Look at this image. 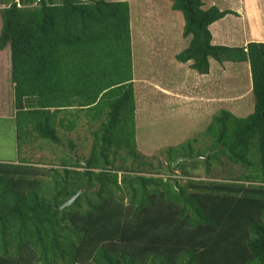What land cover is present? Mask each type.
<instances>
[{"label": "trees", "instance_id": "trees-1", "mask_svg": "<svg viewBox=\"0 0 264 264\" xmlns=\"http://www.w3.org/2000/svg\"><path fill=\"white\" fill-rule=\"evenodd\" d=\"M170 1L190 38L177 60L200 75L210 74L211 59L249 63L256 105L245 118L222 110L202 137L208 146L194 148L196 138L168 148L158 164L136 147L128 2L10 0L1 10L20 150L37 140L62 147L67 111L72 119L87 112L99 127L88 157L59 149L50 168L0 162V264H264V43L214 45L211 26L239 14ZM223 158L244 172L233 181L194 179Z\"/></svg>", "mask_w": 264, "mask_h": 264}, {"label": "rangeland", "instance_id": "rangeland-1", "mask_svg": "<svg viewBox=\"0 0 264 264\" xmlns=\"http://www.w3.org/2000/svg\"><path fill=\"white\" fill-rule=\"evenodd\" d=\"M9 1L0 0V33L2 29L1 10L8 7ZM104 1H124L131 6L132 43L137 79L135 86L138 94V101L136 99V147L140 154L148 157V160L157 164L161 161L165 162L163 151L186 145L187 142L196 138L201 139L213 122L214 116L222 110H228L240 118L254 113L256 100L249 63L220 64L214 60L212 65L210 62L212 66L210 74L202 76L213 80L214 87L212 88L201 87L205 84L202 80L204 81L206 77L202 78L199 73L188 67L190 65L178 64L180 62L176 56L174 58V55L183 52L188 47L190 38L186 39L182 35L185 27L184 16L181 12L172 9L173 3L170 0ZM211 2L222 10L237 11L248 28L246 40L251 38L252 30V39H255L252 42L264 43V0H211ZM205 3L207 7L211 5L209 0ZM226 20L230 28L229 34L225 36L228 37L226 45L228 46L229 43L231 47H242L245 42L242 24L237 22L234 15L227 16ZM158 47L163 50L157 63ZM173 59L177 65L173 63ZM148 80L167 82L171 90L184 93L186 99L183 101L165 96L157 99L152 94L151 85L146 83ZM15 113V95L11 81V53L7 48L4 51L0 50V162L21 163L23 158L31 160L39 167L50 168L48 164L51 158L55 157L53 155L55 150L57 156L60 154V157L63 156L60 150L64 149L78 158L90 155L95 140L93 133L99 127V123L98 121L91 122L87 112L80 111L79 119H72L70 116L73 111H67L68 120L65 130L59 128L60 137L63 139V146H60V150L42 145L41 140L20 150L22 147L20 148L17 141ZM97 113L95 111L94 115ZM82 115L84 117L81 119ZM71 123L74 129L69 131L68 127ZM70 141L75 146L73 151L68 146ZM209 141V138L205 137L193 146L197 149H204L210 144ZM123 149L126 153L129 148L124 146ZM124 152L120 154L123 155ZM242 172L244 169L241 166L233 165L223 158L222 163H214L209 175H205L202 169L199 173L193 174V177L198 179L196 176H200L202 180L233 181ZM175 173L181 175L180 170ZM123 176L120 174L119 182H122ZM184 182L186 179L182 183ZM97 190L98 187L93 188V191Z\"/></svg>", "mask_w": 264, "mask_h": 264}, {"label": "crops", "instance_id": "crops-1", "mask_svg": "<svg viewBox=\"0 0 264 264\" xmlns=\"http://www.w3.org/2000/svg\"><path fill=\"white\" fill-rule=\"evenodd\" d=\"M204 1H206V0H204ZM211 2V0H209V3ZM211 5H209L208 7H207V5L205 6V8L206 9H208V8H210V7H212V6H214V4L211 2L210 3ZM222 10V9H221ZM237 12V11H236ZM238 13V12H237ZM239 14V13H238ZM240 15V14H239ZM229 16V15H228ZM131 18H132V16H131ZM235 19H237V22H239V23H241L242 25V27L244 28V30H243V35H244V40H245V42H244V44L242 45V46H246V45H248L249 43H251L253 40H255V39H252V35H253V31L251 30V29H249V31L251 30V38L250 39H248V40H246V38H247V36H246V31H248L247 29V26L246 25H244V21H242V18L239 16H235ZM235 21V20H234ZM236 22V21H235ZM131 23H132V19H131ZM183 25V24H182ZM211 31H212V34H213V44L214 45H224V46H227L226 44H227V42H228V37L226 38L225 36H227L228 34H229V32H230V28H229V26H228V22H227V20H226V18H224L223 20H221V21H218V22H216V23H214L212 26H211ZM184 32V31H183ZM182 35H183V33H182ZM256 41H260V40H256ZM132 42H133V40H132ZM190 43V42H189ZM133 44V43H132ZM189 46V45H188ZM228 46H229V43H228ZM231 47V46H230ZM158 53H157V63L159 62V58L161 57L160 56V53H161V51L163 50L161 47H158ZM178 54H176V55H174V58H175V56H177ZM133 60H134V51H133ZM211 63H212V65H213V63H214V59H211V61H210ZM173 63H176L175 62V60L173 59ZM178 64H180V65H190V66H188L189 68H191V64L192 63H190V64H182V63H178ZM176 65H177V63H176ZM181 68V67H180ZM211 68H212V66H211ZM202 76V75H201ZM203 77H206L205 78V80L203 81L202 80V82L203 83H205L204 85L202 84L201 85V87L202 86H205V87H207V86H209V87H214V82H213V80L211 81V80H208L207 79V76H202V78ZM207 79V80H206ZM152 80H153V78H152ZM136 81H137V79H136V71H135V60H134V83H136ZM152 82H154V83H152ZM148 85H151V88H152V94H153V96H156L157 97V99L159 98V97H161V98H163L164 96L165 97H169V98H177V99H182L183 101H184V99H186L185 98V95H184V93H176L175 91H173V90H171L170 89V87H169V84L167 83V82H164V83H162L161 81H150V80H148L147 82H146ZM157 83V84H156ZM162 84V85H161ZM208 84V85H207ZM185 85V84H184ZM183 85V86H184ZM135 92H136V99H137V101H138V94H137V87L135 86ZM155 97V98H156ZM136 112H137V109H136ZM66 123H67V121H66Z\"/></svg>", "mask_w": 264, "mask_h": 264}, {"label": "water", "instance_id": "water-1", "mask_svg": "<svg viewBox=\"0 0 264 264\" xmlns=\"http://www.w3.org/2000/svg\"><path fill=\"white\" fill-rule=\"evenodd\" d=\"M89 189L90 186H87ZM85 192V188L80 189L76 194H73L66 202L60 205V208L63 210L66 207H70L76 204L78 198Z\"/></svg>", "mask_w": 264, "mask_h": 264}, {"label": "bare ground", "instance_id": "bare-ground-1", "mask_svg": "<svg viewBox=\"0 0 264 264\" xmlns=\"http://www.w3.org/2000/svg\"><path fill=\"white\" fill-rule=\"evenodd\" d=\"M239 114V113H238Z\"/></svg>", "mask_w": 264, "mask_h": 264}]
</instances>
